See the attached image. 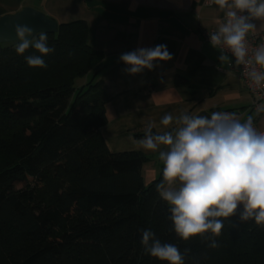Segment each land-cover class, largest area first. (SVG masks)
Listing matches in <instances>:
<instances>
[{"label": "trees", "instance_id": "obj_1", "mask_svg": "<svg viewBox=\"0 0 264 264\" xmlns=\"http://www.w3.org/2000/svg\"><path fill=\"white\" fill-rule=\"evenodd\" d=\"M47 35L48 55L0 43V264H169L146 254L142 230L176 245L184 264H264V226L240 221L242 206L218 218L219 237L177 236L157 191L162 171L144 184L146 157L112 153L101 135L109 97L86 22ZM29 55L47 66H29Z\"/></svg>", "mask_w": 264, "mask_h": 264}, {"label": "crops", "instance_id": "obj_2", "mask_svg": "<svg viewBox=\"0 0 264 264\" xmlns=\"http://www.w3.org/2000/svg\"><path fill=\"white\" fill-rule=\"evenodd\" d=\"M27 6L57 23L86 22L88 44L103 53L98 77L109 97L101 135L112 153L139 151L146 157L144 184L160 175L159 150L166 147L152 151L139 145L150 122L162 133L179 127L175 118L184 112H227L241 123L251 118L264 133V112L249 109L252 97L229 68L230 57L202 39V30L221 24L224 10L214 0H0V16ZM254 22V32L264 31V21ZM157 45H165L172 59L153 61L152 70L135 75L125 71L121 54ZM169 113L174 121L164 126L160 121Z\"/></svg>", "mask_w": 264, "mask_h": 264}, {"label": "clouds", "instance_id": "obj_3", "mask_svg": "<svg viewBox=\"0 0 264 264\" xmlns=\"http://www.w3.org/2000/svg\"><path fill=\"white\" fill-rule=\"evenodd\" d=\"M224 10V21L209 34L212 47L226 46L236 63L245 65V74L257 86H264V44L251 58L246 37L256 29L254 21H264V0H214ZM15 51L22 55L34 48L42 55L54 52L48 46V35L38 33L26 24H16ZM31 37V38H29ZM42 55L25 57L31 67H46ZM130 75L152 70L153 61L172 59L165 45L140 48L120 56ZM220 60L225 59L223 55ZM259 66V67H257ZM210 117V118H209ZM172 114H165L160 123H173ZM179 127L153 134L150 122L138 143L147 150H159L163 161V181L157 185L160 197L170 205L169 217L175 233L188 241L206 238L211 232L219 237L224 227L221 219L237 214L242 222L254 220L264 226V133L257 132L251 118L241 123L233 114L213 112L210 116H192L186 112L175 118ZM141 244L146 254L169 264H184V255L172 243H161L155 234L142 230ZM218 246L215 239L209 245Z\"/></svg>", "mask_w": 264, "mask_h": 264}, {"label": "water", "instance_id": "obj_4", "mask_svg": "<svg viewBox=\"0 0 264 264\" xmlns=\"http://www.w3.org/2000/svg\"><path fill=\"white\" fill-rule=\"evenodd\" d=\"M16 24H26L32 27L37 33L41 30L45 31L47 34L56 33L58 31V23L53 18L36 8L27 6L16 13L0 16V43L17 42V36L14 31V26ZM198 115L210 116L211 113L203 110L195 116Z\"/></svg>", "mask_w": 264, "mask_h": 264}, {"label": "built area", "instance_id": "obj_5", "mask_svg": "<svg viewBox=\"0 0 264 264\" xmlns=\"http://www.w3.org/2000/svg\"><path fill=\"white\" fill-rule=\"evenodd\" d=\"M223 21H224V11L221 16V23ZM218 28L219 27L202 30L201 31L202 39L210 43L209 34L217 31ZM246 42H247L248 49H249V57H246V59H248V58H251L252 53L254 52L256 48L264 44V31L249 32V34L246 37ZM216 47L219 49V51H221L222 53L230 57L231 60L228 64L229 68L236 73V75L242 82L244 88L251 95L252 100H251L249 109L255 111L258 114L264 112V86H257L248 79L247 75L245 74V65L243 64L238 65L236 63L234 55L226 46L220 45Z\"/></svg>", "mask_w": 264, "mask_h": 264}, {"label": "rangeland", "instance_id": "obj_6", "mask_svg": "<svg viewBox=\"0 0 264 264\" xmlns=\"http://www.w3.org/2000/svg\"><path fill=\"white\" fill-rule=\"evenodd\" d=\"M89 74L88 75H85L81 78H78L76 81H75V87H79L81 86L82 84H84L88 79H89Z\"/></svg>", "mask_w": 264, "mask_h": 264}]
</instances>
